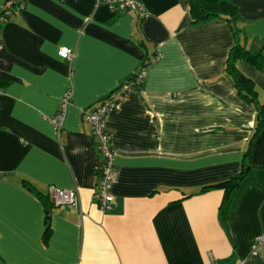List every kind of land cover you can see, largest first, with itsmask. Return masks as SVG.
<instances>
[{
    "label": "crops",
    "instance_id": "crops-1",
    "mask_svg": "<svg viewBox=\"0 0 264 264\" xmlns=\"http://www.w3.org/2000/svg\"><path fill=\"white\" fill-rule=\"evenodd\" d=\"M140 1L139 15L98 0H27L1 25L0 264H264V243L251 247L264 238V129L227 224L224 192L201 193L240 172L256 124L225 76L235 38L222 20L193 26L190 0ZM233 3L241 43L264 53V0ZM146 61L140 87L105 118L116 171L105 212L87 112ZM238 68L264 104V70ZM66 92L57 133L49 118ZM24 182L79 196L53 207L46 242L45 207Z\"/></svg>",
    "mask_w": 264,
    "mask_h": 264
},
{
    "label": "trees",
    "instance_id": "trees-1",
    "mask_svg": "<svg viewBox=\"0 0 264 264\" xmlns=\"http://www.w3.org/2000/svg\"><path fill=\"white\" fill-rule=\"evenodd\" d=\"M6 2L12 16L19 9L20 4L18 0H7ZM190 14L193 26H201L214 20H222L227 23L235 38V44L228 54L225 64V76L233 83L236 94L246 104L252 106L256 112V124L253 129V136L245 153L240 172L224 182L205 186L201 190V193L214 189H219L224 192L219 211L223 223L227 224L228 215L235 199V193L251 172L249 161L251 158L252 146L264 129V104H262L259 99V93L254 83L239 70L238 64L240 62H246L257 70H264V53L261 51L258 54H252L241 43V37L238 31L239 14L233 0H190ZM149 66V62L146 61L142 64L141 70L147 71ZM135 76L136 75L134 74L127 80H134L136 78ZM139 87L140 85L137 88ZM24 187L30 192H33L35 196L43 202L45 207L48 220L46 222L47 227L44 233V241L46 242L50 235V222L48 216L54 205L48 195L40 193L29 182H24Z\"/></svg>",
    "mask_w": 264,
    "mask_h": 264
},
{
    "label": "built area",
    "instance_id": "built-area-1",
    "mask_svg": "<svg viewBox=\"0 0 264 264\" xmlns=\"http://www.w3.org/2000/svg\"><path fill=\"white\" fill-rule=\"evenodd\" d=\"M27 0H18L19 8H23ZM99 3L106 4L113 12H133L137 14L144 13V6L140 0H98ZM11 17V11L5 2L0 9V27ZM59 56L66 60H71L73 52L67 48L59 50ZM134 80H126L111 96L101 101L95 108L87 112V121L91 128V136L95 141L96 149L102 155V162L99 169L98 190L95 193V199L99 207L107 212L113 210L115 198L111 193V187L116 177L115 157L109 144V135L106 130L105 118L107 114L116 109L119 102L129 93L134 91L146 77V70H141L135 74ZM2 89L0 88V92ZM71 92H66L61 100L59 111L49 118L55 131L58 133L64 127L67 108L71 101ZM50 200L54 207L71 206L77 207L79 196L76 190L61 189L51 187L49 193ZM264 243V238H259L252 243V249L255 250Z\"/></svg>",
    "mask_w": 264,
    "mask_h": 264
}]
</instances>
